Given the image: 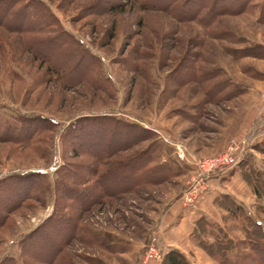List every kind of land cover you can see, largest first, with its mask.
Here are the masks:
<instances>
[{
	"label": "rangeland",
	"instance_id": "1",
	"mask_svg": "<svg viewBox=\"0 0 264 264\" xmlns=\"http://www.w3.org/2000/svg\"><path fill=\"white\" fill-rule=\"evenodd\" d=\"M243 1L0 0V264H160L144 253L152 237L168 250L164 212L213 188L264 228L242 179L264 172V0L231 12ZM120 140L132 144L112 155ZM246 144L197 181L205 159ZM139 153L149 168L123 165ZM209 213L243 238L219 205Z\"/></svg>",
	"mask_w": 264,
	"mask_h": 264
},
{
	"label": "trees",
	"instance_id": "2",
	"mask_svg": "<svg viewBox=\"0 0 264 264\" xmlns=\"http://www.w3.org/2000/svg\"><path fill=\"white\" fill-rule=\"evenodd\" d=\"M182 1L183 0H171L169 4L176 5ZM218 1L221 0H213V6L217 5ZM252 1L253 0H244L238 8H232L233 11L231 12H242L246 10L248 7L253 5ZM126 6L127 5H123L122 3H115L109 7V11L122 12ZM142 8L147 9L149 7L143 5ZM156 10L163 9L159 7L156 8ZM221 11H226L225 7H223V9L214 10V15L212 18L214 16H218L220 13H225ZM103 118H105V116H103ZM126 135L127 134L125 133L124 137H126ZM119 138L121 139L120 136ZM123 142L124 141L121 140L119 141L117 147L120 148L115 149L112 155L118 151L128 149L132 144V142H127L124 145ZM256 144L258 145L256 148H254L257 149V151L264 153V138L260 141V143ZM140 154L141 153L127 158L124 160L126 163L123 165L129 167L131 164V169L133 172V168H137L138 170L149 168L148 163L153 162V160L149 158L144 160V156ZM110 157L111 154L105 156V159ZM116 164H121V161H118L115 163V165ZM247 164L248 160L247 162L240 161L238 166L241 169L248 166ZM59 169L60 166L56 169V171L58 172ZM248 169V176L242 172V179L252 186V191L257 198H264V172L252 169L250 167H248ZM131 188L132 186L129 189ZM217 203L226 212L224 220L228 215H230L233 220H236L237 222L239 221V223H241L239 229L243 235V238H237L239 240H235L234 237H230L223 225H219L216 221H212L205 216H200L194 221V225L190 234L191 240L198 247L206 251L211 257L216 259L220 264H264V228L260 222L254 220L250 214L245 211L243 206L231 198L228 194L221 195V197L217 199ZM160 261V264H194L183 252L176 248H170L165 253H163Z\"/></svg>",
	"mask_w": 264,
	"mask_h": 264
},
{
	"label": "crops",
	"instance_id": "3",
	"mask_svg": "<svg viewBox=\"0 0 264 264\" xmlns=\"http://www.w3.org/2000/svg\"><path fill=\"white\" fill-rule=\"evenodd\" d=\"M217 174L214 175V178H211V182L213 180H217ZM236 176V175H234ZM213 184V183H212ZM223 190L222 192L218 193L216 188H213L210 192H207L203 198L198 201V204L191 210V212L184 211L183 213H176L179 209L176 204L170 206L167 212H164L162 217L160 218V225L158 226L159 233V242L162 247L167 249L176 248L183 252L188 258H190L193 262L197 264L200 263L201 259H208V263H214L210 258L204 257V253L202 249L198 247L190 238L189 232L192 230L194 225V221L197 217L205 216L212 221H218L217 218L215 219L214 215L209 216V211H217L218 210V203L217 199L218 196L223 194H228L235 200H239L236 195H233L232 190ZM218 197V198H216ZM217 208V210H216ZM175 210V213L172 211ZM180 214V215H179ZM177 217V218H176ZM176 219V220H175ZM173 221H178V223L172 225ZM168 226V227H167ZM159 264V263H158Z\"/></svg>",
	"mask_w": 264,
	"mask_h": 264
},
{
	"label": "built area",
	"instance_id": "4",
	"mask_svg": "<svg viewBox=\"0 0 264 264\" xmlns=\"http://www.w3.org/2000/svg\"><path fill=\"white\" fill-rule=\"evenodd\" d=\"M248 144L243 145L242 147H240V149L238 150L237 154L234 155L233 157H228L227 154L225 155H215L212 156L210 158L205 159V162H207V166H203L200 167V171H199V175H198V179L197 181H203V178H206L208 176H211L212 174H214L215 172L219 171V170H223L226 168H230L232 166H234L238 160V158L240 157V155L242 154V152L245 151L246 147ZM175 147V155L178 157V159H181L183 156V154H185L187 151V148L182 145V144H178L176 143L174 145ZM194 161H196V163H200V161H198V159L196 157H194ZM196 181V183L198 184V182ZM194 185V184H193ZM191 185L190 187L187 188V192H189L194 186ZM187 195V194H186ZM155 241L156 238L152 237L151 241L148 243L146 249H145V253H144V261H148V260H152V259H161L162 255L160 254L159 250L157 249L156 245H155Z\"/></svg>",
	"mask_w": 264,
	"mask_h": 264
}]
</instances>
